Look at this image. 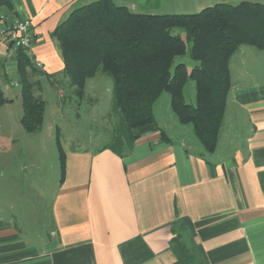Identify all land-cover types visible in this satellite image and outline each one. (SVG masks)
<instances>
[{
  "label": "crops",
  "instance_id": "1",
  "mask_svg": "<svg viewBox=\"0 0 264 264\" xmlns=\"http://www.w3.org/2000/svg\"><path fill=\"white\" fill-rule=\"evenodd\" d=\"M93 1L0 0V29L29 18L36 38L29 56L55 74L63 62L51 32ZM187 1L193 12L217 2ZM246 51L230 61L231 89L213 153L189 135L160 127L164 140L147 126L134 130L138 138L125 157L102 146L65 152L61 145L65 177L52 198L50 232L35 237L12 201L17 174L3 173L20 118L2 109L19 86L16 53L1 44L0 264H264V54Z\"/></svg>",
  "mask_w": 264,
  "mask_h": 264
},
{
  "label": "trees",
  "instance_id": "2",
  "mask_svg": "<svg viewBox=\"0 0 264 264\" xmlns=\"http://www.w3.org/2000/svg\"><path fill=\"white\" fill-rule=\"evenodd\" d=\"M174 29L184 30L185 39L173 34ZM50 37L63 62L58 73L43 72L23 49L15 54L25 133L40 132L44 122L45 102L35 95L41 90L38 74L51 84L61 77L82 97L86 81L101 72L112 80L113 112L119 119L110 143L100 151L125 157L138 138L134 130L146 126L167 140L153 115L155 102L167 92L178 122L191 126L203 151L213 153L231 89V59L244 47L264 52V3H216L193 14L160 15L95 0L72 10ZM187 52L195 62L191 69L175 63ZM190 81L195 104L185 99ZM56 146L62 182L65 153L58 137Z\"/></svg>",
  "mask_w": 264,
  "mask_h": 264
},
{
  "label": "rangeland",
  "instance_id": "3",
  "mask_svg": "<svg viewBox=\"0 0 264 264\" xmlns=\"http://www.w3.org/2000/svg\"><path fill=\"white\" fill-rule=\"evenodd\" d=\"M124 1L130 8L135 6L138 13H147L148 9L152 14L160 15L196 13L187 0H150L148 3L144 0ZM240 1L244 0H228L226 3L235 5ZM245 1L264 3V0ZM216 3L220 1L210 5ZM172 33L185 39L182 29H174ZM243 49L247 50L246 56L264 54L254 48ZM235 56H240V51ZM179 62L184 63L188 69L195 66L188 52L175 60V63ZM232 64V70L236 73V65ZM36 79L40 81L41 90H35V95L45 102L41 131L25 133L18 122L19 140L11 150V164L3 169L4 174H17V195L12 197V201L16 200L14 203L19 208L20 217L23 216L27 221L29 231L35 237L49 233L51 228L52 198L60 176L56 138H59L65 152L70 149L93 151L110 143L119 119L113 112L112 80L106 74L98 72L88 79L82 97L74 95L73 88L69 87L67 81H62L61 77L56 78L54 84H51L46 75L38 74ZM11 90L14 95L13 103L2 109L12 110L13 115L19 119L22 115L20 88ZM185 99L186 103L195 104V86L192 81L185 88ZM153 115L159 127L175 134H184L185 137L189 135L197 142L191 126L178 122L171 109L169 93L163 92L159 96L153 106ZM28 138H34V141L31 142L32 139Z\"/></svg>",
  "mask_w": 264,
  "mask_h": 264
},
{
  "label": "built area",
  "instance_id": "4",
  "mask_svg": "<svg viewBox=\"0 0 264 264\" xmlns=\"http://www.w3.org/2000/svg\"><path fill=\"white\" fill-rule=\"evenodd\" d=\"M35 39L33 24L29 18L5 24L0 29V45L5 44L10 55L15 54L19 49L28 53ZM36 66L40 68V64ZM14 85L18 86V83L14 82Z\"/></svg>",
  "mask_w": 264,
  "mask_h": 264
}]
</instances>
